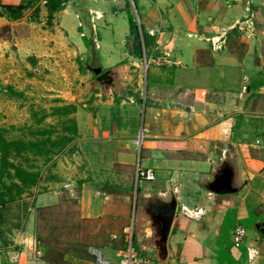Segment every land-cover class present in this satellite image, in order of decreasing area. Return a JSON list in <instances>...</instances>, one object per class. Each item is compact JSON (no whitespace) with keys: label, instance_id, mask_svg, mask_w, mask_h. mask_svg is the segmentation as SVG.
Returning a JSON list of instances; mask_svg holds the SVG:
<instances>
[{"label":"crops","instance_id":"0c3cea01","mask_svg":"<svg viewBox=\"0 0 264 264\" xmlns=\"http://www.w3.org/2000/svg\"><path fill=\"white\" fill-rule=\"evenodd\" d=\"M93 2L95 15L83 21L75 0L55 12L45 6L36 25L23 10L19 17V0H0V129L10 138L20 124L30 126L25 109L38 102L39 90L50 92L40 96L51 107L75 105L77 125L72 143L39 168L47 190L57 191L36 195L39 181L0 207L8 237L23 229L12 219H25L36 204L48 213L42 245L33 248L18 232L0 248V264H93L89 247L116 264L130 225L136 250L156 264H264V237L255 228L264 221V160L253 130L244 132L248 120L258 129L264 108V0H135L139 25L154 38L142 53L144 85L135 80L141 58L129 43L130 0ZM83 51L99 74L115 69V85H79L81 93L72 94L76 85H67L62 60ZM40 66L51 84L39 89L25 76L36 77ZM137 169L155 179L137 182ZM219 175L231 176L230 192L211 189ZM172 201L161 258L157 209ZM56 217L57 244L48 226ZM236 228L244 232L237 247Z\"/></svg>","mask_w":264,"mask_h":264},{"label":"trees","instance_id":"16d2710c","mask_svg":"<svg viewBox=\"0 0 264 264\" xmlns=\"http://www.w3.org/2000/svg\"><path fill=\"white\" fill-rule=\"evenodd\" d=\"M70 1L45 0V4L48 11L55 12L62 10ZM132 1L137 9L135 0ZM6 8L12 9L10 6ZM15 8L20 17V12L28 6L20 0ZM127 20L134 54L141 58L142 53H146L154 45V38L149 37L142 26H138L129 8ZM84 41L87 45L85 38ZM75 112L76 107L72 104L53 106L49 111L42 107L32 108L30 111L32 123L24 129H19L18 137L7 138L6 129H0V207L21 198L38 185L41 179L38 161L42 164L50 162L72 143L77 135ZM47 119H53L55 123L44 125Z\"/></svg>","mask_w":264,"mask_h":264},{"label":"rangeland","instance_id":"374dc122","mask_svg":"<svg viewBox=\"0 0 264 264\" xmlns=\"http://www.w3.org/2000/svg\"><path fill=\"white\" fill-rule=\"evenodd\" d=\"M4 1H10V0H4ZM22 1H24L28 6L27 9L23 10L24 11L23 13H25L24 15H28V17H26L27 23L29 22V23H34L37 25V24H40L41 18H44V19L46 18L44 15L43 16L41 15V9L44 10V7L46 6L45 0H22ZM75 1L77 2V5L75 8L78 9L77 10V11H79L78 16L80 19H82V21L86 20L87 17L95 15L94 13L89 12V9L92 10V8L97 7L96 3H94L93 0H75ZM130 2H131V0H130ZM130 2H129V5H130L129 9L131 10V12L133 14H135V11L132 7V4H130ZM91 4H92V6H94V5L95 6L92 7ZM134 17H135V20L139 26V21H138L137 16L134 15ZM35 29H37L39 32H41L40 31L41 28L39 26H36ZM42 30H43V28H42ZM5 32H6L5 29L0 30V33H2V34H6ZM33 32H35V31H33ZM32 35H33V33H32ZM129 41H130L129 42L130 45L133 47L132 37L129 38ZM52 44H53V42H52ZM65 45H67V42H65ZM65 49L66 50H74V48L71 47V44H69V43L67 46H65ZM87 53L89 54V52H87ZM87 53L83 51V53L77 57H76V55L70 54V56H67V58H64L62 60L63 62H65L63 67L69 73V75H67V76L69 77L68 78L69 82H71V84H67V85H76L75 87H73L76 89L71 91L73 95L77 94V93L78 94L81 93V87L79 85H101L96 80L97 74H99V70H97V68L95 66L91 65L90 60L89 61L87 60V58L85 56V55H87ZM69 59H71V60H69ZM93 61H94V58H93ZM140 69H141L140 70V76L138 77V75H136L135 80L141 82L142 85H144L145 84V75L147 74V71H149L148 64L145 63V57L144 58L141 57ZM42 70H43V68H42V66H40L38 68L39 72L37 73L36 77H34V78L31 75L26 74L25 78L26 79L28 78V80L31 81V83L29 85H36L40 89L41 85L51 84V83H49V80L44 78L45 76H51V75H48L45 73L42 74ZM113 71H114V75H113L112 83H113V85H115V83H116L115 69ZM76 72H77V74H76ZM73 73L76 74V78H74L73 80H70V77L73 75ZM56 75H58V74L56 73V74L52 75V79ZM52 85H54V84H52ZM134 85H136V84H134ZM88 88L89 89L87 91V94L83 98H86L89 96L91 89L89 86H88ZM45 92H42L40 90L38 91L39 96L35 99L38 102L36 104H34V106H32V107H30V106L28 108L26 107L25 114L30 115L31 109L32 108H38V107H42V108L46 109L47 111L50 110V108H51L50 105L52 104V100L50 98H48L47 96H45V97L40 96L41 94H50V92H46V93ZM83 103H85V102H83ZM259 113L260 114L257 115L259 117L255 118L256 120L257 119L259 120V123L257 122L258 129H257V125H256V127L255 126L252 127L249 123V120H248V123H245V125H244V132L247 133L248 131L253 130V132H252L253 138H250V139H252V142L254 143L255 146L259 147V149L257 150L258 156L262 160H264V108H262L261 111H259ZM50 123H54V120L53 119H47L44 125H48ZM25 127H26V123L20 124L18 129H13V131L9 134V137L10 138L18 137L20 135L19 129H24ZM258 130H260L261 132L257 135H254L256 133V131H258ZM256 141H258V142H256ZM37 166L40 169H42L41 161L37 162ZM45 176H46V174L44 172L42 174V179ZM35 191H36L35 192L36 195H43V194H46L48 192H55V191H57V185L54 186L51 190H47V187L44 186L43 180L40 179V183H39L38 187L35 189ZM41 205L39 204V206L37 207V204H36L34 208L29 209L25 219L24 218L23 219H16V218L12 219L13 220V222H12L13 227H14V225H15V227H16V225H21L23 222L22 231H19L21 229H19L20 227H18V229L14 231L15 233H13V234L11 233L12 237H8V234H6V232L8 233V231L3 227V223H2V225L0 224V227H1L0 228V236L3 238L5 237V240H0V248H2L3 246L12 245L13 242H9L6 239L15 238L18 232H23V235L26 236V238H29V240L31 238L30 242L32 244L33 243L37 244V246L42 245L43 236L45 235V233L48 230V229H45V226H44L45 223L43 220H47V218H45V217L48 215V213L44 212V210H46V208L40 207ZM135 208H136V203H134V205H133L134 210H135ZM58 209H59L58 205L53 207V215H55V216L59 215ZM260 211L264 212V207L262 209L260 208ZM34 219L36 220L35 228H33V220ZM27 222H29V226H28ZM48 226H52V228L50 229L51 234H52V239L57 244L59 234H58V230L57 231L54 230V227L58 228L59 219L57 217L54 218L53 220H51V222L48 224ZM116 264H118V261Z\"/></svg>","mask_w":264,"mask_h":264},{"label":"built area","instance_id":"2783aa9c","mask_svg":"<svg viewBox=\"0 0 264 264\" xmlns=\"http://www.w3.org/2000/svg\"><path fill=\"white\" fill-rule=\"evenodd\" d=\"M155 179L154 172L151 170L137 169L136 181H153ZM123 243L124 247L119 253L118 264H156V260L153 256L141 255L136 250L133 243V227L132 225L127 226L123 229ZM244 236V232L236 228L233 233V244L237 247L241 243V238ZM34 248V243H33ZM88 252L93 255V264H111V262L103 256L102 252L98 248L89 247ZM36 257L39 256L38 252ZM33 260V259H32Z\"/></svg>","mask_w":264,"mask_h":264},{"label":"water","instance_id":"95a60500","mask_svg":"<svg viewBox=\"0 0 264 264\" xmlns=\"http://www.w3.org/2000/svg\"><path fill=\"white\" fill-rule=\"evenodd\" d=\"M131 4L132 7L135 11V15L137 16L136 10L134 8L133 5V1L131 0ZM114 69H108L100 74L97 75L96 80L99 84H101L102 86H109L112 85V81H113V75H114ZM246 91H249V88L247 87ZM227 177H229V175H226ZM229 183V181H227ZM229 185V184H228ZM214 184L212 185L211 189L215 192V193H228L230 192V190L228 188L226 189H215ZM175 213H176V201H172L168 206L163 207L161 209H157V220L160 223V235H159V245L161 248V258L163 257V255L166 254V241L175 217ZM255 228L262 234V236L264 237V221L261 223H257L255 225Z\"/></svg>","mask_w":264,"mask_h":264},{"label":"flooded vegetation","instance_id":"af4514ba","mask_svg":"<svg viewBox=\"0 0 264 264\" xmlns=\"http://www.w3.org/2000/svg\"><path fill=\"white\" fill-rule=\"evenodd\" d=\"M227 181H231V176L227 177L226 175H219L216 180L212 183V185L214 184V188L215 189H226L229 188V183ZM211 185V187H212Z\"/></svg>","mask_w":264,"mask_h":264}]
</instances>
